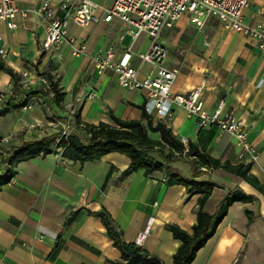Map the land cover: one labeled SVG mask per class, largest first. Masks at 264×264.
Masks as SVG:
<instances>
[{
    "label": "crops",
    "instance_id": "obj_1",
    "mask_svg": "<svg viewBox=\"0 0 264 264\" xmlns=\"http://www.w3.org/2000/svg\"><path fill=\"white\" fill-rule=\"evenodd\" d=\"M15 1L21 8H37L45 0ZM61 1L51 0L52 6L57 8ZM245 19L264 23V0H252ZM15 21L19 25L15 29L0 22V49L6 50L5 56L0 54V66L11 68L20 77L26 71L45 75L51 82V75L66 94L61 106L53 104L50 96L39 94L27 99L22 107L12 103L9 112L0 116V174L5 171L1 158L8 148L60 133L71 114H80L86 124H114L111 112L124 120L142 119L146 91L120 86L112 71L99 74L91 56L113 45L120 58L137 65L138 54L151 44L148 34L135 38L136 28L118 18L87 26L71 23L70 34L85 39L86 53L73 56L64 46L59 56L41 52L47 23L38 14L18 15ZM160 41L169 50L165 63L178 70L172 92L186 94L202 86L204 107L209 112L225 99V111L243 120L247 139L259 153V161L253 162L248 156L240 159L232 135L216 126L200 128L198 118H188L183 106L175 105L173 119L165 121L167 126L186 146L192 142L201 152L233 165L250 164L251 174L264 183V51L253 39L224 29L217 18H209L198 27L188 14L164 29ZM128 48L130 56L126 55ZM12 86V76L0 68V89ZM24 89H43L53 94L42 83ZM8 100L0 102V109ZM150 134L159 138V133ZM153 155L159 158L157 152ZM129 164L130 159L118 152L99 160L73 161L63 157L60 148L18 162L12 180L0 186V264L123 262L121 251L97 212L109 215L124 242L136 243L165 264H173L181 242L169 226L176 224L193 231L199 195L188 193L183 185H167L165 180L169 173L191 179L190 161L186 157L173 161L152 175L143 169L123 175ZM203 170L201 180L221 185L205 205L208 213L216 211L228 188L239 186L256 200L233 203L191 264H264L263 194L225 170ZM246 210L253 214L252 223ZM76 211L75 219L67 223Z\"/></svg>",
    "mask_w": 264,
    "mask_h": 264
},
{
    "label": "built area",
    "instance_id": "obj_2",
    "mask_svg": "<svg viewBox=\"0 0 264 264\" xmlns=\"http://www.w3.org/2000/svg\"><path fill=\"white\" fill-rule=\"evenodd\" d=\"M251 2L252 0H113L111 5H105L95 0H62L56 8L52 6L51 0H45L37 8H21L15 0H0V22L15 29L19 27L15 21L18 15L25 17L30 12H35L47 23L45 37L40 42L41 52L59 53V56L64 46L69 47L73 56L86 53L85 39H78L70 34L71 23L87 26L118 18L134 26L135 38L142 33L151 38L149 48L138 54V64L133 65L120 58L117 48L111 45L93 53L91 59L94 69L99 74L114 72L119 85L126 89L145 90V110L158 120L171 121L175 115V105L183 106L188 118H198L200 128L216 126L222 132L232 135L239 149L240 159L248 156L251 161L258 162L259 153L247 139L243 120L225 111V99L220 100L213 112H209L204 107L202 86L186 94L172 92L178 70L165 63L169 50L160 41L164 29L172 27L184 14H188L190 21L198 27L204 26L209 18H217L224 29L240 32L253 39L257 47L264 51V23H252L245 19V11ZM0 54L5 56L6 50L0 49ZM126 55L130 56V48ZM37 83L51 88L47 76L31 75L26 71L22 73L21 86L25 88ZM13 95V86L7 90L0 89V102ZM73 121L74 114H71L61 131L64 138L74 130L80 131L71 125Z\"/></svg>",
    "mask_w": 264,
    "mask_h": 264
},
{
    "label": "trees",
    "instance_id": "obj_3",
    "mask_svg": "<svg viewBox=\"0 0 264 264\" xmlns=\"http://www.w3.org/2000/svg\"><path fill=\"white\" fill-rule=\"evenodd\" d=\"M0 68L12 76L15 92V95L9 98L6 106L0 109V116L9 112L12 103L15 107H22L27 99L39 94L50 96L52 103L58 106L64 102L66 93L53 76H49L53 93L51 96L49 91L43 89L28 90L22 88L21 77L16 72L4 65H1ZM110 115L114 124L107 122L86 124L82 122L80 114L74 113V121L71 125L80 131L74 130L67 138H64L60 132L41 139L26 141L18 147L11 146L1 158V163L5 165V171L0 174V186L12 180L15 175L14 166L18 162L51 153L53 148H61L63 157L82 163L99 160L111 152L124 154L130 159V164L123 171V175H129L141 169L144 170L145 174L152 175L157 171H162L167 164L186 157L191 164L192 178L187 179L176 173H169L165 182L167 185H183L188 193L198 194L199 208L197 222L194 224L191 233L176 224L169 226L173 236L181 242L174 254L173 264H191L193 262L197 252L215 234L233 203H249L256 200L254 195L248 194L239 186L228 188L216 211L213 214L208 213L205 210V205L214 189L221 185L211 180H201L200 178L204 173L203 168L222 169L237 175L264 196V183L251 174L250 164L233 165L201 152L192 142L186 146L165 122L153 120L144 107L142 119L124 120L113 112ZM150 132L159 133V138L152 137ZM154 152L158 153L159 158L153 155ZM246 212L249 216V222L252 223L254 220L252 212L249 210ZM77 213L78 211L72 213L67 223L72 222ZM96 214L101 217L114 245L122 253L124 261L119 264H165L158 256L149 254L136 243L124 242L106 212H97Z\"/></svg>",
    "mask_w": 264,
    "mask_h": 264
}]
</instances>
